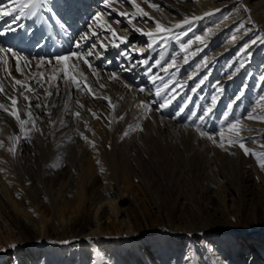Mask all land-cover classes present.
<instances>
[{
    "label": "bare ground",
    "instance_id": "1",
    "mask_svg": "<svg viewBox=\"0 0 264 264\" xmlns=\"http://www.w3.org/2000/svg\"><path fill=\"white\" fill-rule=\"evenodd\" d=\"M109 3L111 7L103 0H49L55 17L42 11L16 24L11 16L0 19V31L8 25H24L0 36V47H13L31 61L28 65L21 62L22 71L17 72L9 54L10 75L0 63L4 87L0 104L11 108L6 97H19V114L27 119V102L20 95L25 90L12 88L14 79L26 81L34 90L25 94L32 99L31 112L39 129L32 130L29 140L19 141L13 156L7 151L14 142L9 138L24 133L14 117L0 110V141L4 144L0 147V225L6 234L3 239L0 232V253L14 249L13 259L4 255L0 264H59L66 255L67 264H79V254L77 261L73 257L74 246L63 245L59 250L53 245L49 249L29 247L44 239L69 243L79 237L86 240L80 253L91 264H264V169L238 145L225 141L224 148L219 147L220 130L240 119L241 135L256 138L247 140L246 146L264 153V122L246 119L250 112L264 114L260 100L264 96V0H136L152 19L136 16L131 22L120 15L136 12L127 0ZM98 12L103 16L100 23L128 38L121 49H131V59L110 46L111 34L93 20ZM185 18L191 25L174 27ZM153 21L173 31L164 34L166 43L158 38L149 48V38L136 29L155 33ZM241 24L244 28L237 31ZM189 27L192 31H187ZM93 32L98 35L92 36ZM183 32L187 34L181 36ZM85 33L91 39L80 50L97 43L100 58L89 60L98 75L76 58L69 61L76 65L72 72H83L93 92L110 97L114 109L63 80L58 82L57 94L50 86L56 81L41 87L31 78L37 72H43L45 79L53 75L52 69L58 67L54 57L76 51L75 42ZM189 40L193 43L182 50L180 45ZM101 42L109 46L101 48ZM144 42L146 49L136 51V45ZM245 44L249 47L242 52ZM173 56L175 64L169 68ZM41 58L52 59V63L37 68ZM144 59L149 60L147 66L141 63ZM113 73L119 79L111 80ZM77 78L84 82L83 77ZM46 90L53 95L48 97ZM166 100L171 102L161 109ZM141 102L150 105V110L139 108ZM37 103L42 107L36 108ZM208 109L211 113L205 116ZM201 116H205L203 121ZM200 131L212 135L216 143ZM136 185L155 208L158 226L164 229L160 251L157 244L149 246L140 238L151 229L150 219L140 215L136 220L119 209L124 191ZM22 204L35 212V239L21 230ZM106 210L113 213L119 234L104 221ZM99 234L107 236L104 245L96 241Z\"/></svg>",
    "mask_w": 264,
    "mask_h": 264
},
{
    "label": "snow or ice",
    "instance_id": "2",
    "mask_svg": "<svg viewBox=\"0 0 264 264\" xmlns=\"http://www.w3.org/2000/svg\"><path fill=\"white\" fill-rule=\"evenodd\" d=\"M103 3L107 6V7H111V4L109 3V0H103ZM127 3H129L132 7H134L136 9L135 14H129L127 12H120L121 16H125V17H129V22H131V20L135 19L136 16H140V17H148V13L145 12L139 4L136 3V0H127ZM15 5V6H13ZM152 7H156L155 4L151 5ZM42 11H46L48 12L51 16L55 17L56 14L53 11V6L49 5V0H0V19H3L6 16H11L13 23L16 24L17 21L21 18L24 17H28V18H32V17H36L38 14H40ZM216 11H220V10H216ZM245 11H247V9H245ZM214 13H205V15H212ZM149 19H152L151 17H148ZM193 19H200L197 17H194ZM224 19H228L227 16L224 17ZM94 22L97 23V26L105 29L108 33L111 34V37L113 38V42L111 43V47L116 48V49H121V45H127L128 42V38L127 37H121L119 36L115 29H113L111 27V25H105L104 23H100V21L103 20V16L102 13H96L95 16L93 17ZM156 25V29H155V33L153 31H149L144 33L141 29H136L137 31H141L143 35H146L149 40L150 43L148 45L149 48H152L154 45H156L158 43V38H159V42H163L166 43V37H165V33H171L173 31L172 28H168L165 25H162L159 21H153ZM192 21L185 18V20L183 21L182 24H176L174 27L175 28H182L183 25L187 24V25H191ZM17 27H24V25H17ZM17 27H13L12 25H8L3 31H0V36L6 35L10 32H15L17 30ZM61 27H63V25H61ZM244 25L241 24L239 29H237V31H240V29H243ZM187 31H192V28L189 27L187 29ZM187 32H183L180 35H186ZM98 34L96 32L92 33V36H97ZM177 39H179L180 37H176ZM91 39V37L85 33L83 36L80 37V41L75 42V48L77 49L76 51H70L67 55H57L54 57L55 61H56V65L58 67H54L52 69L53 75L47 77V79H45V74L43 72H37L34 73L33 76L31 77L32 79H36L37 82L41 85V87L44 86V84L46 82H51V81H56L57 83H50L51 87H55L57 89V94L59 91V81L63 80V82L67 85V84H71L73 85L76 90L78 91H87L88 94L92 95L94 99H103L105 101H107L109 103V106L112 107L113 109L115 108V105L112 104L111 102V98L108 96H98L96 95L91 86L88 85L86 83V77H84L83 72H79V73H73L72 69L76 67L75 64H69V61H72L73 58H76L77 60H82L84 62V64H86L89 68L92 69L93 75H98L96 73L95 68L93 67L92 63H90L89 58L90 57H95L96 59L100 58V54L96 51L97 49V43L93 42L91 43L88 48L86 50L81 51L80 49L82 48L83 44H87L88 41ZM195 39L197 41H201V37L200 36H196ZM233 40L236 39L235 34L232 37ZM257 41L253 40L252 43L255 44ZM193 43L192 40H189L186 44H181L180 48L182 50H186L190 47V45ZM101 48H107L109 45L105 44L103 42L100 43L99 45ZM249 45L245 44L241 51L242 52H247ZM130 51L129 50H124L121 49L120 51V55L126 57L127 59H131V55H130ZM136 51H142V50H136ZM11 54V56L15 59L16 61V71L17 72H21V62H24L25 65H28L31 63V61L28 59L27 56H23L21 55L19 52L14 51L13 47H0V63H2L3 65H5V71L9 72L10 75V69L7 68L8 65V59L7 56ZM185 62H187V58L185 57ZM52 63V59H44L41 58L39 63L36 65L37 68H40L42 65L44 64H51ZM142 64L144 65H148L149 64V60L148 59H144L143 61H141ZM156 65L160 64V61L157 60L155 62ZM175 64V56H173L172 58V64H169L168 67L171 68L173 65ZM147 71L149 73H151V67H149L147 69ZM165 71H167V69H165ZM77 76L83 77L84 82L81 81V79H78ZM111 80H117L119 79V77L113 73L112 76L110 77ZM153 80L157 79V77H153ZM262 80H264V77H261ZM201 83H203V81H201ZM101 88L104 87L103 84L100 85ZM165 87H167V85H165ZM12 88L14 91H18L19 89H24V92H20V95L23 96V99L27 102V106H28V111H27V119H22L21 115L19 114V108H18V100L19 97L17 96H7L6 98L8 99V101L11 104V108L7 107L5 104H0V110H2L3 112L7 113L8 115L12 116L15 118V120L18 122L19 126H20V131L21 133H24L23 136L20 135H16L14 137H10L9 139L13 140L14 142L12 143V146L9 147L7 149L8 152H10L13 156H15L16 151H17V145L19 143V141L21 139L24 140H29L30 139V134L32 132L33 129H36V118L33 117V114L31 112V106H32V99L26 95V92H33L34 90L30 87V85H28L26 83V81H22V80H15L12 84ZM141 91H143V89H141ZM195 91V89H194ZM222 91V89H221ZM4 92V87L2 84H0V93ZM46 95L48 97H51L53 95V93L51 91H47L46 90ZM157 95H160V89H157ZM37 99H39V97H36ZM240 96L236 97V100H239ZM260 100L264 101V96L260 97ZM171 101L166 100L164 104L160 105V108L163 109L165 107L168 106V104ZM216 102V98L213 97V103ZM77 104H79V101L76 102ZM235 103V101H233V104ZM44 107H47V105H43ZM232 104L228 105V108L231 109L232 108ZM36 108H40L42 107L41 104L37 103L35 105ZM53 107H55V105H53ZM65 107L67 108V105H65ZM80 107H83V105H80ZM139 108H141L142 110H144L145 112L150 110V105L145 104L143 102H141V104L138 106ZM91 111V109L89 110ZM181 112L183 111V108L180 110ZM211 113V109H208V111L205 113V116L209 115ZM48 115L50 116L51 113L49 112ZM73 115L77 118H79L80 113L79 112H75L73 113ZM92 115L94 118L99 119L100 116H98L95 112H92ZM177 115H179V113H177ZM205 116H201L199 117V119L201 121H203L205 119ZM228 114H225V119H227ZM120 119H123V116L120 117ZM246 119H250V120H258L260 122H264V114H257L255 112H250L248 113ZM51 124H55V121H49ZM61 124H63V121L60 122ZM30 124L31 127L26 128L25 125ZM137 127H139V125H137ZM39 131V129H36ZM130 130H135L132 129L130 126ZM142 130V129H141ZM199 130V129H198ZM244 130V126L241 125V121L240 119H235L234 121H231L229 123H227L226 128L221 129L219 132V137H220V143H219V147L224 148L225 146V141L227 142L228 145H238L244 152L245 155H253L257 158L260 167L262 169H264V153H258V152H254L253 150L249 149L246 146V141L247 140H255V137H244L241 135V132ZM225 132H227V135H225ZM129 133L128 131H125L124 136H127ZM81 137L85 140L86 143H88L90 146L95 147L94 143L90 140H88L87 136H84L83 133L80 134ZM200 135L201 136H206L209 140H212L213 143H216V140L214 139V137L212 135H209L207 132L205 131H200ZM264 138V137H262ZM3 141H0V147H3ZM261 147H264V145H261ZM0 171H2V169H0ZM101 171H103V169H101ZM67 243V242H66ZM11 247H16V245H11Z\"/></svg>",
    "mask_w": 264,
    "mask_h": 264
},
{
    "label": "rangeland",
    "instance_id": "3",
    "mask_svg": "<svg viewBox=\"0 0 264 264\" xmlns=\"http://www.w3.org/2000/svg\"><path fill=\"white\" fill-rule=\"evenodd\" d=\"M95 5H97V3L94 4V6ZM112 20H115V18ZM140 46H141V49H139ZM136 47H137L136 49L138 50L146 49L147 43L144 42L141 45L137 44ZM2 175L3 173L2 171H0V177H2ZM188 182L189 184L187 185H191L192 182L191 181H188ZM22 205H23V212L25 213L24 215L25 217H21V220H20L23 224V226L21 227V230L25 232L28 238L35 239L36 231H35L34 225H32L33 221L35 220L34 218L35 212L33 210L28 209L26 204H22ZM118 205H119V209L121 210V212H123V214H126L129 217L132 216L134 219L137 220L138 217L142 215L150 219L149 223H150L151 229H149L146 232H143L140 238H144L145 241H148L146 243L149 246H153L157 244L156 247L158 248V251H160V244H161L160 240L165 235V232L162 227L158 226V223L156 221V218H157L156 210H154L155 208L151 205V203L149 202V199L143 193V190L138 185L132 186L131 188L125 190L123 194V199L118 200ZM47 211H49V209ZM103 216H104V221L106 220L108 223H110V225L119 234L120 227L118 224H116L113 213L110 210H106ZM0 232L2 233L3 239H5L6 234H4V227L2 226V224L0 225ZM106 237H107L106 235L99 234L98 239H96V241H98L101 245H104L105 242H108L105 240ZM85 241L86 240L83 237H79L78 239L71 238L69 243L60 242V241L48 242L47 240L44 239L42 241L33 242L35 244H29V247L35 248L36 246H42L45 249H49V246L53 245L55 246L56 250L57 249L59 250V248H61L63 245H71V246L76 247L75 254L73 256L76 261H77V255L79 254V260L77 261L79 264H91L89 259H87L84 256V253L82 252L80 253L79 247L81 244L85 243ZM114 241H118V240L114 239ZM101 250H102V253L105 254V249L101 248ZM157 254L158 253H156V255ZM4 255L10 257V260H12L13 255H14V249L10 248V249H7V251L5 252L3 250V252L0 253V258L1 257L3 258ZM160 255L161 253L158 254V257H160ZM70 261H72V258H70ZM67 262H68V255H66L65 259H63L59 264H67Z\"/></svg>",
    "mask_w": 264,
    "mask_h": 264
}]
</instances>
